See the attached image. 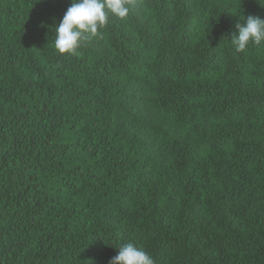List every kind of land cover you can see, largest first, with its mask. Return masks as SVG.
Returning <instances> with one entry per match:
<instances>
[{
    "label": "trees",
    "instance_id": "16d2710c",
    "mask_svg": "<svg viewBox=\"0 0 264 264\" xmlns=\"http://www.w3.org/2000/svg\"><path fill=\"white\" fill-rule=\"evenodd\" d=\"M129 2L61 55L70 0H0V264H264V0Z\"/></svg>",
    "mask_w": 264,
    "mask_h": 264
},
{
    "label": "clouds",
    "instance_id": "9594fccd",
    "mask_svg": "<svg viewBox=\"0 0 264 264\" xmlns=\"http://www.w3.org/2000/svg\"><path fill=\"white\" fill-rule=\"evenodd\" d=\"M109 13L126 20L130 13L129 0H70V7L54 29L55 51L61 55L77 54L85 40L96 37L109 23ZM237 18L236 33L231 40L236 52L264 42V19L252 15L243 16L242 21L239 15ZM117 249L118 254L109 264H156L152 255L131 242L122 243Z\"/></svg>",
    "mask_w": 264,
    "mask_h": 264
}]
</instances>
